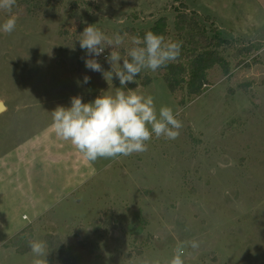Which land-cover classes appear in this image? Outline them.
<instances>
[{"label": "rangeland", "instance_id": "rangeland-1", "mask_svg": "<svg viewBox=\"0 0 264 264\" xmlns=\"http://www.w3.org/2000/svg\"><path fill=\"white\" fill-rule=\"evenodd\" d=\"M179 12L195 18L209 37L229 42L220 48L229 73L214 65L204 92L195 96L184 87L171 92L165 68L144 69L127 84L153 96L157 112L162 106L179 112L177 139L153 135L146 152L89 163L47 129L41 154L7 152L14 163L3 179V212L18 221L21 212L31 219V197L39 205L37 187L63 175L60 201L20 238L23 244L28 238L46 241L47 264H61L47 235L96 243L98 264H167L177 244L192 239L200 247L186 246L184 264H264V0H16L11 12L0 9V25L17 18L11 34L0 32V100L7 105L0 114V151L23 139L32 122L50 127V112L69 107L71 97L87 103L120 87L118 79L108 83L85 67L78 39L86 26L110 37L120 33L124 42L115 50L125 55L135 33L165 17L166 41H182L187 50L188 31L181 38L175 29ZM105 57L97 59L109 71ZM31 115L38 117L25 124ZM5 234L0 229V242ZM33 259L31 251L0 247V264Z\"/></svg>", "mask_w": 264, "mask_h": 264}, {"label": "clouds", "instance_id": "clouds-1", "mask_svg": "<svg viewBox=\"0 0 264 264\" xmlns=\"http://www.w3.org/2000/svg\"><path fill=\"white\" fill-rule=\"evenodd\" d=\"M15 4L16 0H0V9L11 12ZM16 23V16H10L0 25V32L11 34ZM78 41L86 53L82 58L85 67L102 73L108 83L113 78L118 79L120 87L114 94L102 91L91 102L85 103L77 95L70 98L69 107L57 106L50 113L51 128L58 138L70 142L83 159L91 163L101 158L116 159L146 152L153 135L166 140L179 137L183 127L178 119L179 112L168 106H162L157 112L153 96L138 94L127 88V84L136 82L144 69L155 72L177 61L181 56L182 41H166L163 35L147 31L142 39L133 37L134 46L121 55L115 49L123 44V36L115 33L110 37L95 25L86 26ZM106 48L111 49L105 57L111 66L109 71H105L97 59ZM90 79L85 75L83 83H89ZM27 244L34 257L32 264H47V242L28 238ZM186 246L199 249L200 242L192 239L177 244L167 264H184L182 257Z\"/></svg>", "mask_w": 264, "mask_h": 264}, {"label": "trees", "instance_id": "trees-1", "mask_svg": "<svg viewBox=\"0 0 264 264\" xmlns=\"http://www.w3.org/2000/svg\"><path fill=\"white\" fill-rule=\"evenodd\" d=\"M175 29L181 34V38L182 33L185 30L188 31V43L191 47L185 50V44L182 43L180 58L165 67L167 73L164 78L171 92L184 87L189 96L200 95L204 92V86L207 84L210 68L219 64L226 74L229 73V62L220 52V48L224 44L228 45L229 42L216 35L209 37L207 30L195 18H189L183 12H179L176 16ZM147 31L163 35L166 38L168 35L167 19L160 17ZM147 31L135 33L134 37L139 36L142 39ZM106 217L103 224L105 225V232L108 233L111 227L108 216ZM22 232L12 237L10 242L17 246L19 253L25 254L30 249L28 244L21 242ZM46 239L49 243V250L61 264H98L101 258L100 249L94 242L78 239L66 242L53 235H47Z\"/></svg>", "mask_w": 264, "mask_h": 264}, {"label": "crops", "instance_id": "crops-1", "mask_svg": "<svg viewBox=\"0 0 264 264\" xmlns=\"http://www.w3.org/2000/svg\"><path fill=\"white\" fill-rule=\"evenodd\" d=\"M6 110H7V105H6ZM37 117L38 116L36 115H31V117H29L26 120L25 124L32 119H37ZM36 123L37 122H32L31 126L28 127L29 132L24 136L23 139L20 140L15 139L16 142H14L12 145L10 144L6 145L3 148V150L0 151V229L1 231L4 230L6 233L5 234L6 238L1 240L0 247H3L4 244L12 245L15 247V245L10 242L11 238L14 237L17 233L23 231L27 227V225L31 224L32 222H35V220H37L38 218H41L42 215L45 214V212L49 209V206L53 205V203L60 201L62 195L64 194L65 185L64 182H62V178H63L62 175L60 180L49 183V187L47 185L42 186L41 184L37 187L34 193V197L36 199H39L40 203L38 206H36L35 203H33V198L32 197L30 198V200L32 201L31 219L30 216L26 214V212H21V216H20L21 221L20 219L18 221L17 218H14L11 215L12 213L11 211L9 212V214L3 212V209H5V207H3L2 203L6 200L5 197L6 195L4 193L5 185L3 179H5V174H6L5 171L9 168V164L14 163L13 156L20 155L22 153H24L25 155H34V156H36L37 153L41 154L43 152L42 148L46 144L47 129H48V133L54 132L51 126L50 127L44 126V124L35 125ZM7 152L12 153L13 156L9 155V157L6 159ZM75 180L73 178L71 180V183ZM18 193L19 192L15 190V197H17ZM10 204L12 207H14L12 200L10 201ZM15 204L17 207L16 198H15ZM27 220L28 222H26Z\"/></svg>", "mask_w": 264, "mask_h": 264}, {"label": "water", "instance_id": "water-1", "mask_svg": "<svg viewBox=\"0 0 264 264\" xmlns=\"http://www.w3.org/2000/svg\"><path fill=\"white\" fill-rule=\"evenodd\" d=\"M0 101H2V100H0ZM2 102L3 103H0V113H2L3 111L6 110V105H5L4 101H2Z\"/></svg>", "mask_w": 264, "mask_h": 264}, {"label": "built area", "instance_id": "built-area-1", "mask_svg": "<svg viewBox=\"0 0 264 264\" xmlns=\"http://www.w3.org/2000/svg\"><path fill=\"white\" fill-rule=\"evenodd\" d=\"M99 57H105V54L103 53L102 55H100Z\"/></svg>", "mask_w": 264, "mask_h": 264}]
</instances>
